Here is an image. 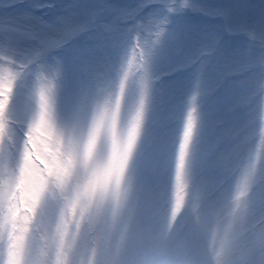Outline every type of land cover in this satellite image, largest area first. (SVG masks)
Wrapping results in <instances>:
<instances>
[{
	"label": "clouds",
	"instance_id": "obj_1",
	"mask_svg": "<svg viewBox=\"0 0 264 264\" xmlns=\"http://www.w3.org/2000/svg\"><path fill=\"white\" fill-rule=\"evenodd\" d=\"M0 264H264V0H0Z\"/></svg>",
	"mask_w": 264,
	"mask_h": 264
}]
</instances>
